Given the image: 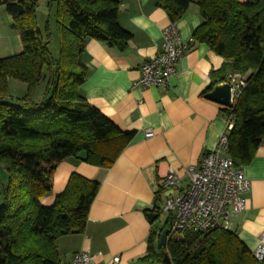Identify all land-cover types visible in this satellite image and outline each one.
I'll use <instances>...</instances> for the list:
<instances>
[{
    "label": "trees",
    "instance_id": "obj_1",
    "mask_svg": "<svg viewBox=\"0 0 264 264\" xmlns=\"http://www.w3.org/2000/svg\"><path fill=\"white\" fill-rule=\"evenodd\" d=\"M49 1L57 4L59 59L49 49V27L43 32L37 25L38 0H0L23 45L21 52L0 57V168L6 172L4 182L0 174V264H61L57 239L85 230L100 182L74 172L54 204L46 206L41 200L53 189L58 164L75 157L109 168L134 137L79 92L88 73L80 57L89 39L120 50L130 44L132 33L118 21L123 0ZM191 4L198 5L202 19L195 41L225 59L220 80L233 73L245 80L234 105L221 106L223 115L234 119L228 153L243 166L264 140V0L159 2L174 23ZM10 78L27 84L26 95L15 101L9 100ZM44 80L45 94L35 100L34 91ZM150 210L160 214L158 204ZM167 226L164 221L152 227L143 261L166 264L167 252L173 264H264L233 229L185 231L162 246Z\"/></svg>",
    "mask_w": 264,
    "mask_h": 264
},
{
    "label": "crops",
    "instance_id": "obj_2",
    "mask_svg": "<svg viewBox=\"0 0 264 264\" xmlns=\"http://www.w3.org/2000/svg\"><path fill=\"white\" fill-rule=\"evenodd\" d=\"M160 1L123 0L118 21L132 33L129 46L120 50L92 38L81 54L88 73L79 92L122 130L134 132V137L109 168L75 157L58 164L53 189L41 200L46 206L54 204L74 172L100 182L85 230L57 239L61 264H71L73 255L82 250L93 255L90 264H164L141 259L147 254L152 227H157L146 209L162 204L160 181L169 169L185 175L189 166L216 147L227 126L223 105L206 97L215 84L228 82L220 80L218 73L225 59L205 43L196 42L180 58L167 87L136 85L142 64L162 49L163 31L172 23ZM4 17L0 47L6 56L14 55L22 50L21 38L10 16ZM201 21L198 5L191 4L175 25L188 39ZM230 72L227 69L225 74ZM13 83L10 78L9 86ZM45 91L46 80L36 87L34 99H41ZM147 130L153 135L146 136ZM241 168L251 184L244 194L247 206L232 218V229L253 251L264 235V140ZM115 256H120L118 263L113 261Z\"/></svg>",
    "mask_w": 264,
    "mask_h": 264
},
{
    "label": "built area",
    "instance_id": "obj_3",
    "mask_svg": "<svg viewBox=\"0 0 264 264\" xmlns=\"http://www.w3.org/2000/svg\"><path fill=\"white\" fill-rule=\"evenodd\" d=\"M163 38L162 49L142 64L141 77L136 85L167 87L180 58L196 44L194 37L183 38L174 22L164 29ZM228 82L232 85L235 103L245 80L241 74L233 73L229 74ZM233 126L234 119L230 116L216 147L204 154L198 164L189 166L185 175L170 168L161 178L164 199L158 212L167 215L168 238H173L178 231L232 229V218L245 210L247 200L244 194L251 183L228 153L229 132ZM145 135L152 136L153 132L147 130ZM253 253L258 260L264 258V235ZM92 259L90 252L82 250L73 255L71 264H90ZM119 260L120 256H115L113 261L118 263Z\"/></svg>",
    "mask_w": 264,
    "mask_h": 264
},
{
    "label": "rangeland",
    "instance_id": "obj_4",
    "mask_svg": "<svg viewBox=\"0 0 264 264\" xmlns=\"http://www.w3.org/2000/svg\"><path fill=\"white\" fill-rule=\"evenodd\" d=\"M47 0H38V7L36 10V19H37V25L38 27L45 32L46 27H49V32L51 33L50 35V42H49V49L55 59H59L61 57V33L60 29L57 23V4L56 2H51ZM5 15L10 16L12 22L13 18L10 15V13L7 11V8L5 5H0V20L5 21L6 17ZM6 22V21H5ZM16 32H18L16 30ZM23 49V45H22ZM3 47H0V55L6 56L7 54H4ZM13 84L9 86L10 90V95L11 98L9 99L10 101H15L17 98H21L27 93V84L24 81L18 80V79H13ZM34 94L35 91H34ZM33 94V95H34ZM2 168V167H1ZM2 172V169H0V174ZM4 176V175H3ZM2 181L4 182L6 177L1 178ZM1 197V194H0ZM2 199L0 198V204H1ZM167 215L166 214H161L156 220H155V226L160 227L164 221H167ZM182 232H175L173 236L175 238L182 236Z\"/></svg>",
    "mask_w": 264,
    "mask_h": 264
},
{
    "label": "water",
    "instance_id": "obj_5",
    "mask_svg": "<svg viewBox=\"0 0 264 264\" xmlns=\"http://www.w3.org/2000/svg\"><path fill=\"white\" fill-rule=\"evenodd\" d=\"M206 97L220 103L223 106L232 107L234 105L232 98V85L225 81L214 85L211 91L206 94ZM149 221L152 223L158 218V213L150 210L147 213ZM169 228L165 227L160 236V245L165 246L168 242ZM166 264H173L167 252L164 253Z\"/></svg>",
    "mask_w": 264,
    "mask_h": 264
}]
</instances>
